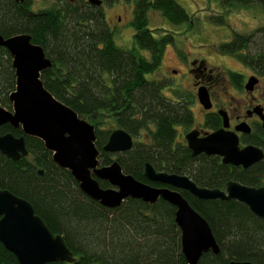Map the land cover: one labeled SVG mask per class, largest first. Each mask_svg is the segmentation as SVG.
Here are the masks:
<instances>
[{"label":"trees","instance_id":"1","mask_svg":"<svg viewBox=\"0 0 264 264\" xmlns=\"http://www.w3.org/2000/svg\"><path fill=\"white\" fill-rule=\"evenodd\" d=\"M43 1L52 4L35 12L34 0H0V34L4 38L26 34L43 48L53 66L42 72L41 80L56 99L95 126L101 166L118 161L125 174L155 187L159 185L144 177L148 163L158 172L187 176L202 188L225 190L231 181L264 187V160L244 169L223 164L216 156H193L179 133V128L187 131L194 124L191 108L164 95L170 85L165 80L148 78L159 71L167 46L174 43L173 35H158L149 27L150 10L161 12L174 25L192 19L176 0L134 1L136 47L131 50L117 46L101 7L88 0ZM221 1L226 6L235 2ZM257 3L264 9V0ZM12 62L8 50L0 47V105L9 111L10 95L16 90ZM111 122L134 139L133 148L115 159L103 151ZM220 126L211 121L205 127ZM9 133L24 136L22 129L0 127L1 135ZM24 137L28 157L13 161L0 152V189L33 206L53 234L63 237L74 255L73 264H188L173 205L163 199L155 204L128 199L119 208H106L82 192L70 171L56 165L41 140ZM241 144L264 151L260 130L243 137ZM99 183L104 189L112 187ZM181 193L208 222L220 247L218 255L203 254L200 264H264V219L236 200H201ZM0 264H19L1 242Z\"/></svg>","mask_w":264,"mask_h":264},{"label":"water","instance_id":"2","mask_svg":"<svg viewBox=\"0 0 264 264\" xmlns=\"http://www.w3.org/2000/svg\"><path fill=\"white\" fill-rule=\"evenodd\" d=\"M23 3L24 0H15ZM102 6V0H88ZM0 47L8 50L16 74V90L10 95L13 110L0 105V127L6 124L22 129L24 136L41 140L52 153L53 161L71 172L82 192L109 209L119 208L128 199L155 204L160 199L176 208L175 221L181 229L182 252L188 264H200L203 254H220V247L208 222L190 205L181 191L201 200H236L264 219V187L255 188L231 181L225 190L207 189L196 185L189 177L158 172L151 164L145 165L144 177L152 186L125 174L118 161L101 166L100 151L96 146L95 126L81 118L73 109L60 102L45 88L41 80L43 71L53 66L43 48L32 42L29 35L4 38L0 34ZM255 84L250 79L247 89ZM198 97L205 109L212 104L207 89L200 88ZM223 117V127L212 133L191 130L185 135L193 156L205 154L219 156L223 164L248 169L264 160V151L253 145L241 147L239 133L250 134L252 129L242 124L230 130L228 117ZM264 130V116L261 115ZM201 134H203L201 136ZM0 134V152L13 161L29 156L25 137ZM134 146L133 137L124 129L111 131L103 151L121 154ZM42 175L44 172L39 171ZM99 180L112 187L104 189ZM0 242L11 252L19 264H73L75 258L60 235H55L45 222L35 214L33 206L8 190L0 189ZM97 264V263H94ZM229 264H252L231 261Z\"/></svg>","mask_w":264,"mask_h":264},{"label":"flooded vegetation","instance_id":"3","mask_svg":"<svg viewBox=\"0 0 264 264\" xmlns=\"http://www.w3.org/2000/svg\"><path fill=\"white\" fill-rule=\"evenodd\" d=\"M214 1L222 4L221 6L225 10V14H220L217 17L218 20L214 18L219 23L218 28L224 32V36L217 42L219 44L217 47L218 54H207L202 59L199 57L190 59L185 53L188 56V59H185L186 56L183 57L184 55L173 45L174 40V43L167 48L173 47L176 50L185 71L179 72L176 69L173 71V76L181 79L183 88L185 80L190 81L192 87L189 90L186 89L187 91H180L179 89L175 91L176 99L167 97L174 102L184 101L191 108L192 113V108L198 104L203 119V127L194 126L195 128L192 130L212 133L216 130H209L205 127L211 121L220 123L219 129L222 128L223 117L220 112H223L228 117L230 130L234 131L242 124H246L252 129L248 135L239 133L240 142L243 137H251L258 130H260V135L264 141L261 119V115L264 116V9L252 7L259 6L258 0H234L232 6L224 5L221 0ZM254 3L257 5H253ZM105 4L103 2L100 7L105 8L107 6V4L103 6ZM231 17H234L235 22L237 21L239 24L233 25ZM191 22L192 19L189 23ZM209 55L218 57L222 61L221 65H213L211 68L210 61H208ZM229 60L234 62L236 67L228 65ZM250 79H254L255 84L251 89H247L246 86ZM200 88L207 89L212 104L211 109L207 110L201 104L198 97ZM193 116L195 125L194 113ZM184 141L186 142V140ZM245 146L247 145L241 144V147ZM219 158L222 160L221 157ZM163 187L165 186H159V188Z\"/></svg>","mask_w":264,"mask_h":264},{"label":"rangeland","instance_id":"4","mask_svg":"<svg viewBox=\"0 0 264 264\" xmlns=\"http://www.w3.org/2000/svg\"><path fill=\"white\" fill-rule=\"evenodd\" d=\"M135 0H115L113 4H106L102 7L105 19L110 29L114 33V38L117 46L124 50H131L136 47L134 41L135 29L133 27ZM192 17V22L184 25H174L157 10H150L149 12V27L158 35H173L175 43L173 44L185 57L187 54L190 59L195 57L204 58L207 54H218L219 40L224 36L221 28H218V16L225 14L222 4L214 0H176ZM51 2H44L43 0H34L32 10L35 12L50 7ZM253 5H257L254 3ZM259 8L260 6H252ZM261 9V7H260ZM233 25L239 24L235 22V18H230ZM216 22V23H215ZM212 25V26H211ZM182 48V49H181ZM185 51V52H184ZM142 54L148 56L149 53L141 51ZM187 53V54H185ZM193 55V56H192ZM188 56L185 59H188ZM183 61L184 58H183ZM210 67L213 65H221L222 61L213 55L208 56ZM228 65L236 67L232 61L227 62ZM184 72V65L180 63L176 50L173 47H168L165 53V58L161 68L157 73L148 76L149 79L165 80L170 85L164 88V95L171 99L175 98V91H187L192 87L190 81H184V88L181 85V79L174 77V70ZM217 69V68H216ZM187 89V90H186ZM190 97V96H188ZM192 111L196 117L195 125L185 131L179 128L180 138L185 140V135L192 128L203 127V119L201 116L198 104L194 105ZM90 123V122H89ZM111 130L117 129L114 123H109L107 126ZM102 126L101 129H104ZM205 130V129H203ZM113 158L117 154H112Z\"/></svg>","mask_w":264,"mask_h":264}]
</instances>
